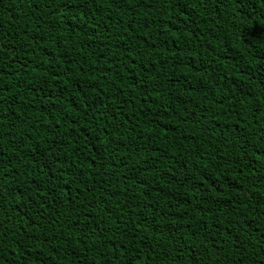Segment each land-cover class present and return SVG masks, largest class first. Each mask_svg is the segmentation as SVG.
<instances>
[{"label":"trees","instance_id":"1","mask_svg":"<svg viewBox=\"0 0 264 264\" xmlns=\"http://www.w3.org/2000/svg\"><path fill=\"white\" fill-rule=\"evenodd\" d=\"M260 34L264 0H0V264H264Z\"/></svg>","mask_w":264,"mask_h":264},{"label":"snow or ice","instance_id":"2","mask_svg":"<svg viewBox=\"0 0 264 264\" xmlns=\"http://www.w3.org/2000/svg\"><path fill=\"white\" fill-rule=\"evenodd\" d=\"M260 35H264V34H260ZM249 37H251L252 40H255L258 38V34L256 33H248L246 36H245V42L251 44V40L249 39Z\"/></svg>","mask_w":264,"mask_h":264}]
</instances>
